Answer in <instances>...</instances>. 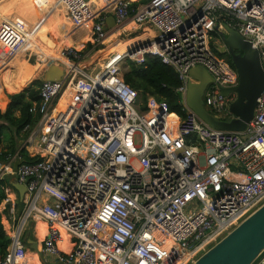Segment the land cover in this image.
<instances>
[{
	"label": "built area",
	"instance_id": "built-area-1",
	"mask_svg": "<svg viewBox=\"0 0 264 264\" xmlns=\"http://www.w3.org/2000/svg\"><path fill=\"white\" fill-rule=\"evenodd\" d=\"M104 1V12L95 14L84 0H56L74 26L88 22L91 53L108 37V15L117 29L132 21L155 32L117 63L112 52L90 69L83 67L89 53L72 41L57 50L53 41L41 42V23L28 29L1 22L6 53L35 55L44 69L56 65L64 73L38 88L31 111L39 119L22 146L35 160L22 162L18 153L0 159V180L13 175L27 195L0 264L23 256L22 229L33 217L46 224L41 251L56 264H180L184 257L190 264L264 203V93L238 133L212 128L184 99L189 71L202 67L213 80L204 109L218 120L233 118L236 94L223 96L220 88L234 87L237 74L208 41L228 26L258 50L264 67V0ZM148 57L177 75L183 115L153 98L141 110L123 81L125 60L145 69ZM62 231L65 249L58 246ZM252 264H264V251Z\"/></svg>",
	"mask_w": 264,
	"mask_h": 264
},
{
	"label": "water",
	"instance_id": "water-1",
	"mask_svg": "<svg viewBox=\"0 0 264 264\" xmlns=\"http://www.w3.org/2000/svg\"><path fill=\"white\" fill-rule=\"evenodd\" d=\"M105 25L109 31L117 29L112 15L106 17ZM223 28L225 30L217 34L219 33V40L225 47L224 53L230 58L235 69L237 84L232 88H220V93L223 96L236 94L235 101L229 107L233 118L229 121L218 120L204 109L202 95L213 80L202 67L189 71L193 82L188 84L184 99L186 106L212 128L238 133L247 128L253 117L256 101L264 93V67L258 50L254 49L248 40L228 26L224 25ZM132 52L133 49H130L127 55ZM63 73L61 66L50 65L44 69L40 80L61 81ZM14 187L22 198L26 187L17 181ZM27 243L40 264H52L43 255L42 244L39 245L32 237ZM263 251L264 203L190 264H252Z\"/></svg>",
	"mask_w": 264,
	"mask_h": 264
},
{
	"label": "crops",
	"instance_id": "crops-1",
	"mask_svg": "<svg viewBox=\"0 0 264 264\" xmlns=\"http://www.w3.org/2000/svg\"><path fill=\"white\" fill-rule=\"evenodd\" d=\"M31 3L35 7L36 11V19H34L32 22L27 21L30 18L28 16H25L23 14L19 15H11L12 22H22L25 24L26 28L32 29L35 27L36 24H40L44 27L49 28L52 32L57 33L59 38L57 40L58 43L61 44V42L66 41L68 39L74 40V37L76 38L75 47L78 49H83L84 52L88 53L91 47L88 48V45H90V32L89 29H87L88 22L81 23L78 27H73L70 23V27L74 29L73 33H70L68 31L67 25L70 22V19L66 16V12L63 5H59L56 0H30ZM87 4V6L91 9V11L95 14L102 13L105 10V6L107 3L104 0H84ZM13 2V0H7V3L4 4V6L0 5V11L1 8L7 7ZM18 9L14 8L13 11H17ZM1 13V12H0ZM3 16L0 15V18ZM5 17V16H4ZM24 17L27 19H24ZM4 21V20H3ZM7 21V20H5ZM134 24V25H133ZM0 25L3 26L1 23ZM224 27V26H223ZM134 28H137L135 23L132 22V24H128L127 26H124L121 30H118L115 34L111 35L107 39V43L114 42V39L120 35L123 31L133 30ZM145 32L142 34L137 35L132 40H121L125 41L124 43L119 44H110L113 49L109 50L108 52H115L116 55H121L125 53L126 51L133 49L134 47H137L145 41H147L150 37L153 36V32H151L149 29H144ZM216 32V31H215ZM217 33V32H216ZM71 40V41H72ZM89 42V43H88ZM91 46V45H90ZM40 52V50H39ZM24 52H21V54L17 57H12L8 62H6V56H8V53H6L3 48L0 46V80L3 81L5 87L9 91H22L26 87H28L32 81H34L36 78L40 76L41 70L43 69L44 65L38 64V65H30L28 64L26 59L23 55ZM26 56V55H25ZM9 57V56H8ZM122 59L121 57L117 59L115 62ZM34 78V79H32ZM29 83H27L26 80H30ZM70 95L73 94V89H71ZM9 135V133H7ZM3 139H7L6 135H4ZM16 146H23L25 141L21 142L19 139H16ZM22 143V145L20 144ZM20 144V145H19ZM6 146V142H3L1 145V148H4ZM27 153L29 154L32 152L33 149H25ZM30 151V152H29ZM30 155V154H29ZM21 160V158H20ZM22 161V160H21ZM2 164H5L3 161ZM18 163L13 162L12 167H15ZM3 179L6 180L9 185L6 188L5 191V198L0 202V224L2 226V229L6 236L10 238V235L13 231L14 226L16 225V220L20 219L19 212L22 207H24V201L27 198L26 192L23 194V197L20 198L18 190L14 187V184H16L15 177L13 175H6L1 178L0 181ZM5 199H8V203H4ZM8 211V216L4 214L3 211ZM24 210V208H23ZM29 224V220L24 224L22 229V239L21 243L23 246V256L20 259L15 260V264H29V257L31 254H34L32 250L30 249L27 240L32 237L35 239V242H37L39 245L42 244L45 233L43 234V228L44 227L41 223L38 221H34L35 224H33L32 221ZM26 224H29V226L26 228ZM45 228V227H44ZM11 242V241H10ZM10 249V244L7 247V255L8 251ZM46 260L49 263L56 264L55 261L50 257H45ZM40 264V263H39Z\"/></svg>",
	"mask_w": 264,
	"mask_h": 264
},
{
	"label": "trees",
	"instance_id": "trees-1",
	"mask_svg": "<svg viewBox=\"0 0 264 264\" xmlns=\"http://www.w3.org/2000/svg\"><path fill=\"white\" fill-rule=\"evenodd\" d=\"M132 7H135V4ZM211 35L219 39L216 32L211 33ZM89 47L91 46L88 45ZM218 55L225 57L231 68L235 71L227 54L219 53ZM132 65L134 66V64ZM134 68L137 69L136 72L131 68L130 71L123 72L122 77L125 84L137 92L139 101L142 104L141 110H147V100L153 98L159 102H165L171 114L183 115L181 112L182 98L179 92H177L180 82L177 75L168 66L161 64L156 58L148 57L145 69H138L135 66ZM26 81L29 83L31 79ZM40 84L41 81H35L32 83V87L18 92L9 91L3 81L0 80L1 160L15 153H18L22 162L28 163L35 160V158L29 156L25 148L16 146L15 141L16 139H19L21 142L25 141L29 135V131L39 119V114L31 110L34 107L37 108L39 103L38 88ZM6 91L11 93L6 94ZM4 135H6L7 139H3ZM3 142H6V146L1 148ZM8 185L9 183L5 179L0 181V202L5 198V191ZM22 211L23 207L20 209L19 216L22 215ZM9 244L10 238L5 235L0 224V261L7 257V247Z\"/></svg>",
	"mask_w": 264,
	"mask_h": 264
},
{
	"label": "rangeland",
	"instance_id": "rangeland-1",
	"mask_svg": "<svg viewBox=\"0 0 264 264\" xmlns=\"http://www.w3.org/2000/svg\"><path fill=\"white\" fill-rule=\"evenodd\" d=\"M24 1H26V0H13V2L10 4V5H8L7 7H3V8H1V13H0V15H2L3 17V20L5 21V20H11V15L12 16H14V15H19L20 16V14H25L26 16H28L30 19L29 20H27L25 17H24V19H26L27 21H30V22H32L33 20H34V18H32V9H31V6H23V2ZM131 1H134V0H131ZM7 3V0H0V5H2V6H4V4H6ZM1 7V6H0ZM14 8H16V9H18L17 11H13V9ZM66 14V16L68 17V15H67V13H65ZM24 15V16H25ZM5 16V17H4ZM20 17H23V16H20ZM1 18H0V24H1V22L3 21ZM70 23L71 22H69L68 23V25H67V28H68V31H70V33H73L74 32V29H72L71 27H70ZM128 24H132V21H128L127 23H126V25L125 26H127ZM71 25L73 26V27H77V26H74L72 23H71ZM134 25V24H133ZM121 28H124V27H121ZM121 28L120 29H117V30H114V31H109L108 32V37L107 38H109L111 35H113V34H115L116 32H118V30H121ZM151 29V31H153V32H155V30L154 29H152V28H150ZM223 30H225V28H223L222 26H220L217 30H216V32H222ZM143 33V30H141V29H138V28H134L133 30H128V31H123V32H121L120 33V35L119 36H117L115 39H114V42L112 41V42H110V43H107V39H105V41L103 42V44L102 45H100V46H98V48H96L95 49V51L93 52V53H91L90 51L88 52L89 53V56H88V58L86 59V62L83 64V67H85L84 69H86V68H92V67H94L95 65H96V63L98 62V61H100L102 58H104L106 55H108V54H110V53H112V52H108L109 50H111V49H113L112 48V46H110V44H119V43H124L125 41H121V40H132L133 38H135L137 35H139V34H142ZM218 36H219V33H218ZM52 37H53V39H51L50 40V42L51 41H53V42H57V40H58V38H59V36H58V34L57 33H52ZM58 37V38H57ZM72 40V39H71ZM74 40L76 41V38L74 37ZM74 40H72V45H75V42H74ZM89 43V42H88ZM208 43H209V47H210V50L212 51V53H224V51H225V47L223 46V44L220 42V40L219 39H217L215 36H213V35H210V38H209V41H208ZM51 44V43H50ZM21 53H18V54H14V55H11V54H9L8 53V56H6V62H8V60H10L12 57H17V56H19ZM23 55H24V58L23 59H26L27 60V62H28V64H30V65H38L39 64V62H38V59H37V57L34 55V56H25V54L23 53ZM224 59H225V57H223ZM133 65L129 62V61H127V60H125V62H124V66H123V72H128V71H130L131 70V68L136 72L137 71V69L136 68H134V66L132 67ZM43 71H44V67H43V69L41 70V73H40V76L38 77V78H36L34 81H32V83L33 82H35V81H41L40 79L42 78V73H43ZM89 72H94V70L92 71V69H91V71H89ZM32 83L28 86V87H32L33 85H32ZM28 87H26V88H28ZM25 88V89H26ZM72 89V88H71ZM70 89V90H71ZM18 92H20V91H18ZM6 94H10L11 92H8V91H6L5 92ZM13 93H15V92H13ZM21 145H22V143H20ZM19 144V145H20ZM4 203H5V201H3ZM4 212V214L6 215V216H8V211L7 210H5V211H3ZM40 219H38V218H31V219H29V224L31 223L30 221H32L33 222V224H35L34 223V221H39ZM29 224H26V228L29 226ZM166 243H164V245H165Z\"/></svg>",
	"mask_w": 264,
	"mask_h": 264
},
{
	"label": "bare ground",
	"instance_id": "bare-ground-1",
	"mask_svg": "<svg viewBox=\"0 0 264 264\" xmlns=\"http://www.w3.org/2000/svg\"><path fill=\"white\" fill-rule=\"evenodd\" d=\"M23 6L25 7V6H31V9H32V18H34V19H36V11H35V7H34V5L31 3V1L30 0H26V1H24L23 3ZM52 31L49 29V28H47V27H44V26H42V25H40L39 26V31H38V36H39V39H40V41L41 42H46V43H49V35H51L52 36ZM108 39V38H107ZM107 41V40H106ZM54 43V45H55V48H54V50H57V49H59L60 47H62L63 45H70V43H71V40L70 39H68V40H66V41H63V42H61V44L60 43H58V42H53ZM122 55L123 54H119V55H116V53L114 54V56L112 57V58H115L114 59V63H117V62H115L117 59H119L120 57L122 58ZM111 58V59H112ZM121 60V59H120ZM119 60V61H120ZM71 91V90H70ZM70 93V92H69ZM65 102L67 101V99H65L64 100ZM64 101H62V103H64ZM39 223H41L44 227H42L43 228V234L44 233H46V224L43 222V221H41V220H39L38 221ZM65 238H66V235H65V232H63L62 231V234H61V241H59V243H58V246H59V248L60 249H65V246H66V241H65ZM170 245H171V241H169V240H167L166 241V244L164 245V248H168V247H170ZM186 259H187V257H184L183 258V260L180 262V264H183L185 261H186ZM29 264H39V262H38V260H37V257L34 255V254H31L30 255V257H29Z\"/></svg>",
	"mask_w": 264,
	"mask_h": 264
}]
</instances>
